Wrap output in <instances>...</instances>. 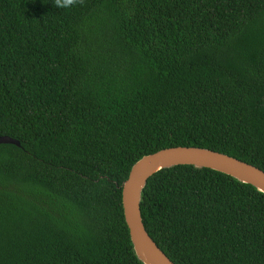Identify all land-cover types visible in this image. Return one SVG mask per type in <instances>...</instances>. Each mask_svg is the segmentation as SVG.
Masks as SVG:
<instances>
[{
  "label": "trees",
  "instance_id": "16d2710c",
  "mask_svg": "<svg viewBox=\"0 0 264 264\" xmlns=\"http://www.w3.org/2000/svg\"><path fill=\"white\" fill-rule=\"evenodd\" d=\"M0 264H143L123 184L199 147L264 171V0H0ZM142 214L175 264H264V194L192 165Z\"/></svg>",
  "mask_w": 264,
  "mask_h": 264
},
{
  "label": "water",
  "instance_id": "95a60500",
  "mask_svg": "<svg viewBox=\"0 0 264 264\" xmlns=\"http://www.w3.org/2000/svg\"><path fill=\"white\" fill-rule=\"evenodd\" d=\"M0 144L21 146L19 140L0 136ZM181 165L215 170L264 194V171L229 155L199 147H171L147 155L131 169L123 184L125 220L136 256L143 264H175L148 232L142 214L143 192L148 181L158 172Z\"/></svg>",
  "mask_w": 264,
  "mask_h": 264
},
{
  "label": "clouds",
  "instance_id": "9594fccd",
  "mask_svg": "<svg viewBox=\"0 0 264 264\" xmlns=\"http://www.w3.org/2000/svg\"><path fill=\"white\" fill-rule=\"evenodd\" d=\"M78 3V0H54V5L60 9H71Z\"/></svg>",
  "mask_w": 264,
  "mask_h": 264
}]
</instances>
